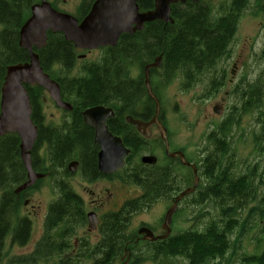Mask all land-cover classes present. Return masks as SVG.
<instances>
[{
	"label": "trees",
	"instance_id": "obj_1",
	"mask_svg": "<svg viewBox=\"0 0 264 264\" xmlns=\"http://www.w3.org/2000/svg\"><path fill=\"white\" fill-rule=\"evenodd\" d=\"M39 1L0 0V88L7 67L28 62L27 52L18 47L19 31L29 17L30 8ZM94 1H82L81 17L88 13ZM251 1L227 0L214 6L205 0L173 5L172 24L155 21L132 36H121L114 48L100 50L102 55L98 62H81L77 75L73 74L78 67L73 45L59 34H48L45 48L34 52L43 72L59 85L61 99L71 104L72 122L45 125L39 99L43 91L38 87L26 88L32 107L31 120L38 130L31 154L33 168L65 176L66 166L73 157L81 161L83 168L85 164L91 167L90 133L83 126L81 113L96 106L118 111L120 105L122 116L132 114L136 117L133 108L143 104L144 98L148 101V109L153 111V103L146 97L142 72L157 57H161L160 66L150 71L153 87L157 84L167 86L180 78L183 91L201 84L206 86L208 96H214L225 76L219 73L218 64L229 56L239 21ZM254 4V11L264 17V0H254ZM137 5L141 12L153 9L152 0H138ZM260 57L264 59V50ZM134 68L140 71L138 78L131 76ZM241 85L233 87V94L241 100L240 106L234 107L214 131L206 135L209 153L202 163L199 174L202 180L197 193L181 201L192 199L191 204L200 209L192 223L199 217L216 213L201 229L194 226L164 240L136 242L131 219L150 210L157 202L169 200L166 187L169 183L164 168L144 166L135 161L143 152H150L148 145L153 141L141 137L122 121L118 129L111 131L130 151L119 180L124 185L136 187L139 196L125 201L120 210L101 216L95 243L81 238L74 247L72 240L86 225L85 214L64 179L58 180V197L48 206L43 235L35 252L31 256L11 259L8 264H46L50 261L49 251L56 255V264H175L179 259L185 264H225L230 258L235 264H264V69L248 85V90ZM249 114L256 115L258 124V129L251 133L257 160L237 166L233 133L241 119ZM18 145L15 135L0 139V191L6 193L0 201V254L10 233H25L26 219L13 221L18 217L17 209L6 204L11 198L7 191L23 180ZM214 162L218 165L216 170ZM8 174L13 178L3 177ZM191 182L192 179L184 178L185 188ZM204 205L213 211L201 209ZM253 230H257L258 238H250ZM246 236L255 243L250 252L240 251V241ZM51 241L56 247L50 245Z\"/></svg>",
	"mask_w": 264,
	"mask_h": 264
},
{
	"label": "rangeland",
	"instance_id": "obj_2",
	"mask_svg": "<svg viewBox=\"0 0 264 264\" xmlns=\"http://www.w3.org/2000/svg\"><path fill=\"white\" fill-rule=\"evenodd\" d=\"M82 1L83 0H47V2L52 4L58 12L68 14L76 19L79 18V6ZM209 1L212 5L217 6V4L226 2L227 0ZM254 5V0H252L248 9L239 21L237 33L229 48V56L218 64V67L221 68H218L220 70L219 73L223 72L225 78L223 81V88L217 97L216 95L214 97L208 96L205 89L206 86L201 84L189 91H183L180 78L175 79L167 86H162L160 84L154 85V87L156 86L154 92L161 103L160 115L163 117V122L168 130L173 147L179 149L184 148L188 152L196 150L197 148L204 149L206 134L210 133L213 128L218 126V124H220V122L232 112L234 107H238L241 104L239 96L235 95V93L233 94V87L242 84L241 86H244L248 90V85L253 83L256 80V76H258L260 71L262 72L264 69V59L260 57V53L264 50V17L261 14L258 15L254 11ZM77 52V56L85 55V57L77 61L78 67L75 69L73 73L74 75L79 74V66L81 65V62H98L102 55L100 50H94L89 53L81 51ZM236 60H239V65L235 72L236 82L233 87H229L226 86L227 80H229L232 64ZM139 75L140 71L134 68L131 72V76L133 78H138ZM225 92L227 95L224 94ZM39 99L42 101V114L44 115L45 125L59 126L64 121L68 122L67 114L59 112L58 109L55 108L46 92L43 91ZM143 100L145 108L148 109V101L145 98ZM217 104L222 105V110L219 115L214 113V106ZM139 109L140 107L137 108L136 111L140 112ZM255 118V114H249L243 117L238 128L233 133L236 142L234 149L237 156V166L243 163H253L254 160H257V158H255L256 153L254 147L251 143V133L253 130L258 129V124L256 123ZM151 135L150 140L153 142L151 144L149 143V145L154 146L153 150L154 155L156 156V152H158L157 143L159 144V142H157L159 134L156 128L153 127L151 129ZM146 154H149V152H143L140 154V157ZM185 176L188 177V174L186 173ZM62 178L64 181L68 180L65 176H57L58 180H62ZM51 180L50 176L45 178L35 186L36 188L34 187V189H32L33 191L30 192V194H27V197L31 202L26 211L29 212L31 207L36 208L34 212V214H36L34 215L36 220L34 221L32 240H38L40 238L41 223L46 215L47 205L58 197L57 191H54L52 188ZM72 185L75 192L80 194L85 202L92 200V198L86 193L89 190L93 191L95 194H103L102 196L105 199L108 198L106 191L111 193L113 195V202L111 201L112 203L107 206L106 209L104 208L102 212H105V210L116 211L119 205L123 202L134 199L140 194V191L136 187L124 185L120 181L117 182L116 187L108 185L107 183H101L96 188L94 185L86 184L79 175H77L75 180L72 181ZM83 188L86 190L84 193L82 192ZM191 201L193 200L190 199L189 201L182 202L179 206V210L174 216L175 220L171 227L173 234L188 228H193L194 226H196L197 229H201L202 225L207 223L211 216H216V213H212L210 216L199 217L198 221L192 223L193 218L198 215L200 209L191 204ZM170 205V201L161 200L150 210L134 216L131 219V229L137 231L141 225H144L151 227L155 235H162L161 219H163V216ZM113 206L117 207L112 209ZM206 208L209 211H213L209 206L205 207V205L201 209L204 210ZM17 211L20 216H22L24 212L26 213L23 209L22 201L17 206ZM256 232L257 230H253L249 233L250 238H258L259 234L256 235ZM78 234L79 237L89 239L91 243H95L98 239V235L95 232H87L86 226L81 229ZM73 241L74 239L72 240V243ZM254 244L253 241L248 239V236L243 237L240 241V251H245L246 249L250 252L253 250ZM16 254H25V251H18V249L11 248L10 245L7 244L4 257L9 259ZM56 261L57 258H54L46 264H56ZM235 262L234 259L230 258L225 264H235ZM175 264H185V262L179 259Z\"/></svg>",
	"mask_w": 264,
	"mask_h": 264
},
{
	"label": "water",
	"instance_id": "obj_3",
	"mask_svg": "<svg viewBox=\"0 0 264 264\" xmlns=\"http://www.w3.org/2000/svg\"><path fill=\"white\" fill-rule=\"evenodd\" d=\"M153 10L140 12L138 0H96L88 14L78 21L73 17L58 13L45 0L33 5L30 16L19 31L18 47L28 54V62L7 67L3 84L0 88V138L6 135H16L19 139V156L27 174V182L16 189L20 192L32 187L42 174L32 170L31 152L37 139V128L31 120V103L27 87H38L44 90L57 108L71 111L72 107L63 102L60 97L59 85L45 74L40 66L38 55L46 46L47 34H61L64 40L73 44L76 50H97L100 48H114L122 35H133L140 32L145 24L155 21L164 25L172 24L170 16L171 6L185 4L186 2L198 3L202 0H152ZM161 57H157L153 63L144 67V87L148 97L154 102V116L148 123H143L126 118V122L144 136H149V127L155 125L165 149H168L166 131L158 121L160 113L159 101L152 92L150 86V69L160 66ZM233 74V72H232ZM231 74V75H232ZM232 77V76H231ZM113 117L109 108L96 106L82 113L85 125L94 130V143L99 148L97 155V169L102 174H112L124 167V161L129 155L120 138L113 136L106 126V121ZM182 164L183 156L178 154ZM141 162L146 165H154L156 158L145 156ZM76 162L68 165L71 172L76 170ZM194 170V168L192 167ZM195 174V170H194ZM198 179L195 177L192 188H189L175 198L172 206L167 210L162 229L165 234L154 237L146 228L138 231L143 235L144 241H156L167 238L171 233V218L177 209V204L184 197L191 194L197 187ZM88 230H95L96 216L88 214Z\"/></svg>",
	"mask_w": 264,
	"mask_h": 264
},
{
	"label": "flooded vegetation",
	"instance_id": "obj_4",
	"mask_svg": "<svg viewBox=\"0 0 264 264\" xmlns=\"http://www.w3.org/2000/svg\"><path fill=\"white\" fill-rule=\"evenodd\" d=\"M238 63H239V60H236L232 64V67H231L232 69L231 70L232 71L235 70V71H233V75L234 76H233V78H231V74L232 73L230 71L229 80H227L226 86H229V87L230 86L231 87L234 86V83L236 82L235 72H236L237 67L239 65ZM215 76H216V72L214 73V77ZM217 78H219V77H217ZM224 78H225V76H223L222 81H224ZM222 88L223 87H221L220 90H218V91L216 90L215 91V94L214 95H216V97L218 96V94H219V92L221 91ZM224 94L227 95L226 92ZM216 106H218V107H216ZM139 107H140V109H139L140 112L136 111L137 108H139ZM137 108H134L135 110L133 111V113H134V115H136V117H134L132 114L131 115L130 114H126V115L122 116L121 109H120V105H119L118 111H112L113 112V117L111 119H108L106 121V126L108 128V131L112 134L111 131H114L115 129H118L120 127L122 121L126 122V118L127 117H131V118H133V119H135L137 121H141L143 123H148V122H150L152 120V118L154 116L152 110L146 109L143 104H140ZM214 108L217 111H219V114H220V112L222 110V105H218L217 104V105L214 106ZM72 110L69 111V112H66L67 113L68 123L69 124L72 122ZM86 110H84V111H86ZM58 111L59 112H63V111H61L59 109H58ZM82 113H81V118H82ZM120 116H122L123 118L121 119ZM158 120L161 123V125L167 131L168 150L167 151L165 150V144L159 138L158 141H160V142H159V144L157 143V145H158L157 146L158 147V152H156V156L154 155V153L149 154V155L155 156L157 161H156V163L154 165H151L150 167H152V166H160V167L164 168L165 174H167V183H169L166 187H168L167 188V196L170 199L167 200V201H170V203H171L170 207H171L172 204L174 203L175 198L178 197L182 191H184V190L192 187V185H193V182H192L191 185L187 186L186 188H185V185H184V176H185L186 173L187 174H190V172H191L192 177L194 178V175H193V171H192L191 166H194L195 169H196V174H197V177L199 179L198 187L200 186L202 178L199 176V174L201 172L203 160L206 159L207 154L209 153L208 152L209 147H208V144L204 143V145H205L204 146V149L197 148L196 149L197 151L196 150H193V151H190V152L186 151L184 148H182V149L180 148L179 149V148L173 147L172 146L173 144L170 141V137H169L168 130H167V128L164 125L163 117L160 115ZM82 122H83V118H82ZM83 126L86 127L87 131H89V133H90V136H89V142L90 143H89L88 147H91L92 152H93V154H92L93 165L91 167H88L85 164L84 165L85 166L84 167L85 169H84L82 167V165H81L82 164L81 161L78 158L73 157L68 163H70V162L71 163L72 162H76L77 167H76V170L74 172H71V171H69L67 169V166H66V173L67 174L65 175V177L68 178V180H67L68 182L67 181H65V182L69 186L72 195L79 200V202L81 203V205L83 207V211H84V214H85V220H86V225L85 226H86L87 232H89V233L95 232L96 233L97 228H98V225L100 223L101 216L104 215L105 213L116 212V211L120 210V208H121L120 206H122V204L119 205L120 208L118 207V209L116 211H107V210H105V212H102L104 208L106 209V207L109 206L113 202L112 201L113 200V195L111 193H108V191H106V194H108V198L105 199L102 196L103 194H101V195L95 194L93 191H90L89 190L86 193H87V195H89L92 198V200L89 201V202H85L84 199H82V196L80 194H77L75 192V189H74V187L72 185V181H74L75 178H76V176L79 175L80 178L83 179V181L86 184H88V185H94L96 188L101 183H107L108 185H112V186L116 187L117 182L120 181L119 180V174H121V171L122 170H119V171H117L115 173H112V174H102V173H100L98 171V169H97V155H98V152H99V148L94 143V130L91 127L85 125L84 122H83ZM153 127L154 126H152V127L149 128L150 135H149V137L147 139H151V136H152L151 135V129ZM151 148H152V146H151ZM179 153L184 156L185 162H187L189 164L188 166H185V165H183L180 162V159H179V156H178ZM31 154H32V152H31ZM74 158H76V159H74ZM140 160H141V158H138V160H135V161L140 162ZM125 164H126V160H125ZM145 166H148V165H145ZM32 169H33V171L35 173L40 172V171H36L33 168V166H32ZM23 170H24V168H23ZM49 176L54 181L53 182L51 180L53 190L54 191H57L56 184L58 182V179H57V176L58 175H56V173L55 174L54 173L53 174L52 173H47V174H44V176H43V178L41 180L37 181L30 188H27V189L22 190L20 192H16L15 189L18 186H20V184H19L16 187L12 188L10 191H7L11 195V198L7 200V203L6 204L11 205V207H14L15 209H17V206L22 201L23 209H24V211H26L27 210V207L29 206V204L31 202L29 200V198L27 197V194H30V192L33 191L32 189H34V187L37 186V184L39 182L43 181L45 178H48ZM3 177L5 179H8V180H10V178H13L10 174H8L6 177L5 176H3ZM21 178L23 179L21 184L26 183V181H27V174H26L25 170H24V175ZM181 188H182V191H180ZM196 190H195V192H196ZM85 191L86 190H84V188H83L82 189V192L84 193ZM195 192H193V193H195ZM3 194H6V193L4 191H0V201H1V198H2ZM55 200H53L51 203H53ZM49 205H47V211H48V206ZM180 205H181V202L177 204L176 213L179 210V206ZM116 207L117 206H113L112 209H114ZM35 209H36L35 207H31V210L29 212L26 211V213L24 212V214L22 216H20L18 214V211L16 210V214L18 215V217L16 216L15 218H13V221L14 220H18L19 218L26 219V225H25V227L23 226V228H25L24 229L25 230V233L24 234H20V232H19L18 235H16L17 234V231H15V233H10V236L6 238V240L4 241L3 246H2V250H1L2 252L0 254V264H8L11 259L14 260L15 258H20V257H25V256H31L35 252V248L37 246V242L40 240V238L43 235V231H44V229H43L44 228L43 227L44 225L43 224H44L45 218L47 216V212H46V215H45V217H44V219H43V221L41 223L42 225H41V228H40V231H41L40 238L38 240H32L33 228H34V221L36 220V218L34 216V215H36V214H34ZM91 213L96 216L95 230H88V228H87V226H88L87 225L88 224L87 215L88 214H91ZM175 214L172 216V223L175 220V218H174ZM141 226L142 227H145L143 225H141ZM28 228H30L29 233H28ZM14 229L15 228L13 227V231H14ZM79 232H80V230L77 232V234H76V236L74 238V241L72 243L74 246L78 245V242H79V240L81 238H85V237H79V234H78ZM152 233L155 236V233L154 232H152ZM142 237L143 236H138L137 235L136 236V241L137 240H139L138 242L143 241L142 240L143 239ZM7 244L10 245L11 248L18 249V251L24 250L25 251V254H16V255H14V257H11L9 259H6L4 257L5 256L4 255V252H5V247H6ZM50 245H52V247H54V246L56 247V244H55L54 241H51ZM50 245H49V248H50ZM49 255H50V261L52 259L56 258V255L54 254V252H50L49 251ZM40 264H42V263H40Z\"/></svg>",
	"mask_w": 264,
	"mask_h": 264
},
{
	"label": "bare ground",
	"instance_id": "obj_5",
	"mask_svg": "<svg viewBox=\"0 0 264 264\" xmlns=\"http://www.w3.org/2000/svg\"><path fill=\"white\" fill-rule=\"evenodd\" d=\"M164 78V77H163ZM215 159V158H214ZM215 161V160H214ZM217 163H215L214 162V170H216L215 168H216V166H218V165H216ZM212 166H213V164H212ZM218 168V167H217ZM217 173V172H216ZM217 190V189H216ZM197 193V192H196ZM209 195V194H208ZM54 203V202H53ZM8 206V205H7ZM10 210V209H9Z\"/></svg>",
	"mask_w": 264,
	"mask_h": 264
}]
</instances>
